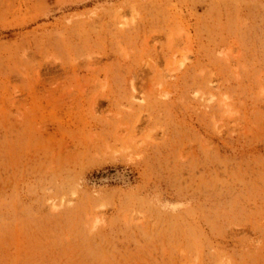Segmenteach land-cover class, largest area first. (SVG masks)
Instances as JSON below:
<instances>
[{"label":"rangeland","instance_id":"rangeland-1","mask_svg":"<svg viewBox=\"0 0 264 264\" xmlns=\"http://www.w3.org/2000/svg\"><path fill=\"white\" fill-rule=\"evenodd\" d=\"M0 264H264V0H0Z\"/></svg>","mask_w":264,"mask_h":264},{"label":"bare ground","instance_id":"bare-ground-1","mask_svg":"<svg viewBox=\"0 0 264 264\" xmlns=\"http://www.w3.org/2000/svg\"><path fill=\"white\" fill-rule=\"evenodd\" d=\"M122 18H123V17H122ZM123 21H124V19H123ZM118 23H119V22H118ZM122 23H123V22H122ZM124 24H125V23H124ZM122 26H124V25H122ZM168 71H169V70H168ZM210 97H211V99H212L213 96L211 95ZM209 99H210V98H209ZM222 105H223V104H222ZM226 112H227V111H226Z\"/></svg>","mask_w":264,"mask_h":264}]
</instances>
